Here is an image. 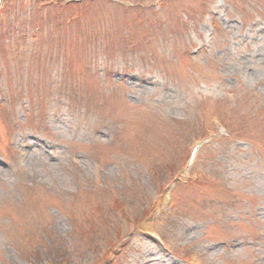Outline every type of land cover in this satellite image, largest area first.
<instances>
[{
    "label": "rangeland",
    "instance_id": "obj_1",
    "mask_svg": "<svg viewBox=\"0 0 264 264\" xmlns=\"http://www.w3.org/2000/svg\"><path fill=\"white\" fill-rule=\"evenodd\" d=\"M113 1L3 2L0 264H264V0Z\"/></svg>",
    "mask_w": 264,
    "mask_h": 264
},
{
    "label": "trees",
    "instance_id": "obj_2",
    "mask_svg": "<svg viewBox=\"0 0 264 264\" xmlns=\"http://www.w3.org/2000/svg\"><path fill=\"white\" fill-rule=\"evenodd\" d=\"M115 206L117 207V209L118 208L122 209V205L118 201L116 202ZM62 264H66V262L65 263H62Z\"/></svg>",
    "mask_w": 264,
    "mask_h": 264
}]
</instances>
